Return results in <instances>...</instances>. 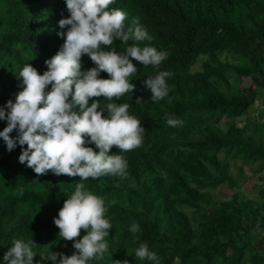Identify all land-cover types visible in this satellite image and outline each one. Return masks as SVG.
Instances as JSON below:
<instances>
[{
    "label": "trees",
    "instance_id": "1",
    "mask_svg": "<svg viewBox=\"0 0 264 264\" xmlns=\"http://www.w3.org/2000/svg\"><path fill=\"white\" fill-rule=\"evenodd\" d=\"M111 9L128 14L126 26L139 17L154 37L139 46L170 53L159 69L133 60L134 92L89 101L129 103V114L146 129L143 143L128 152L111 149L125 157L126 177L82 181L51 171L37 175L19 162L21 146L9 152L0 137V264L14 239L34 240L33 264H53L51 252L76 251L74 241L59 236L54 218L78 183L104 199L113 226L105 258L88 264H151L135 258L145 242L160 264H264V186L254 196L242 190L249 178L244 165L264 171V0H114ZM69 15L66 0H0V108L22 90L17 75L25 65L47 71L45 61L65 42L58 22ZM128 46L116 40L101 47L122 53ZM81 63L82 71L96 67L87 55ZM159 71L174 75L167 79L169 95L153 102L143 81ZM244 78L249 87L237 93ZM259 99L262 110L251 116ZM166 116L183 123L169 126ZM6 126L0 120V131ZM223 186L230 196L217 194ZM133 222L140 226L135 234ZM86 234L82 229L77 239Z\"/></svg>",
    "mask_w": 264,
    "mask_h": 264
},
{
    "label": "clouds",
    "instance_id": "2",
    "mask_svg": "<svg viewBox=\"0 0 264 264\" xmlns=\"http://www.w3.org/2000/svg\"><path fill=\"white\" fill-rule=\"evenodd\" d=\"M113 3L114 0H66L70 15L58 22L61 29L58 36L65 42L55 56L45 61L47 71L43 74L31 64L22 68L17 75L22 79V90L14 102L10 99L0 108V120L7 121V126L0 131L7 150L11 152L21 146L19 162L26 163L37 175L51 171L57 176L79 177L82 181L104 175L126 177L125 157L109 153L113 146L119 152H128L143 143L142 134L146 129L139 119L129 114V103L102 106L99 100H92L91 104L89 101L98 97L112 101L134 92L136 85L129 78L138 69L133 60L159 69L170 53L158 51L154 46H139L140 42L152 41L154 37L139 17H134L131 25L126 26L128 14L121 9L109 10ZM116 40L129 45L124 52L102 50V45L111 46ZM84 55L96 67L82 71ZM102 72L110 78H99ZM173 75L159 71L143 81L152 93L151 101L159 102L169 95L167 79ZM137 103H143V97H138ZM166 121L172 127L183 123L167 116ZM14 131L17 135H10ZM86 144H95L99 152ZM107 211L103 198L87 190L84 183L76 184L74 193L54 218V224L60 229L59 236L74 241L76 251L71 256L51 252L48 260L53 264L103 260L109 248L106 237L113 227L105 218ZM82 229L87 234L77 239ZM139 230L135 222L129 228L133 234ZM34 244V240L14 239L3 256L5 264H33L37 255ZM135 258L160 264V257L146 242L139 244ZM118 264H129V261H118Z\"/></svg>",
    "mask_w": 264,
    "mask_h": 264
},
{
    "label": "rangeland",
    "instance_id": "3",
    "mask_svg": "<svg viewBox=\"0 0 264 264\" xmlns=\"http://www.w3.org/2000/svg\"><path fill=\"white\" fill-rule=\"evenodd\" d=\"M199 64L195 66V68H198ZM250 84V80L247 78L243 79V83L238 87L237 93L245 92ZM262 110L261 107V100L259 99L253 104L252 109L250 110L251 116H257L259 115V112ZM240 164V161L239 163ZM256 165H244V172L247 176V181L242 184V190L245 193H248L250 196H254L256 193L259 192V189H261L264 186V171L261 173L255 172ZM232 170L234 173H237V167L233 166ZM217 194L221 197H228L231 195V190L228 187H221L218 189ZM264 248V247H263ZM132 263L135 262V260L131 257L129 258Z\"/></svg>",
    "mask_w": 264,
    "mask_h": 264
}]
</instances>
